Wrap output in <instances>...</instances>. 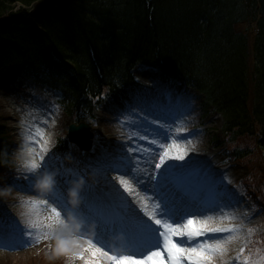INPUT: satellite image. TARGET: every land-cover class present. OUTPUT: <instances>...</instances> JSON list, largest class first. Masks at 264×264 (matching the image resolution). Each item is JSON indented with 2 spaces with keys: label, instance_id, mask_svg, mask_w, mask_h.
Masks as SVG:
<instances>
[{
  "label": "trees",
  "instance_id": "1",
  "mask_svg": "<svg viewBox=\"0 0 264 264\" xmlns=\"http://www.w3.org/2000/svg\"><path fill=\"white\" fill-rule=\"evenodd\" d=\"M37 1L0 0V64L13 57L43 61L51 52L66 62L73 73L72 77L63 78L72 86L64 88L70 94L67 109L78 121L85 120V111L91 101L99 99L101 88L122 84L138 61L176 65L175 73L196 79L200 75L210 90L225 88L219 106L239 115L244 113L248 84L254 81L264 115V0H257L261 19L260 33L254 40L255 79L246 77L247 65L243 60L248 39L230 32L227 40L213 30L214 15L210 13L224 15L233 25L252 16L256 7L253 0H82L81 13L76 9L70 18L44 2L38 11L43 19L12 28L9 23H14V16L24 15L11 14L14 5L29 7ZM60 3L72 8L70 0ZM50 79L61 83L52 76ZM73 94L76 98L72 101ZM236 118L245 120L243 116ZM256 130L255 124L249 134L247 130L241 134L253 137L264 150V127L259 124ZM4 144L5 133L0 128V173L9 163L4 156Z\"/></svg>",
  "mask_w": 264,
  "mask_h": 264
},
{
  "label": "snow or ice",
  "instance_id": "2",
  "mask_svg": "<svg viewBox=\"0 0 264 264\" xmlns=\"http://www.w3.org/2000/svg\"><path fill=\"white\" fill-rule=\"evenodd\" d=\"M150 116H152V113L145 108H140L139 112L133 108L125 120L121 121L122 125L127 124L132 127L133 131L127 139L135 146L128 147L127 151H124L122 146L120 152L112 156L105 165V171H115L119 174L115 178L116 182L119 183L124 192L136 198L148 220L154 221L155 225L159 227H153L131 207L132 202L123 195L119 188H116V184L111 177H107V179L115 189V211L107 214L91 215L82 214V205L69 208L67 197L64 195L68 182L62 178L60 173H57L55 179L51 176H44L40 180V187L45 193L44 199L39 201L29 199L25 202L31 207L43 206L49 209L48 216L41 218L39 221L30 219L26 228H20L16 221L9 218L8 231L0 228V247L9 249L23 247L33 241L34 232L42 233V235L36 237L38 242L41 238H47L48 231H61L69 240L73 237L81 240L87 239L88 248L85 251L95 249L92 252L93 257H96L98 253H102L104 256H108L109 260L114 261L115 264H140L139 260L133 259L135 253L131 250L139 244H151L153 248L159 249V241L163 238L168 257L167 261L162 262V264H184L185 260L190 261L191 264H215L216 259L225 253V245L234 237L232 235L225 237L213 236L204 241H197L196 238L204 236L205 233H235L241 230L242 225L212 227L205 221L199 227L193 228L192 219H188L186 223H181L184 214L177 210L168 187L172 166L166 164V160L170 158L171 149L173 148L177 149L176 159L183 160L187 155V148H181L179 145V141L188 139L187 136L181 135L186 129L179 126L173 129L171 125L160 124L159 117L149 119ZM43 123H46V121ZM43 135V131L37 126L35 136L42 139ZM188 135L190 136L192 133ZM133 137L136 139L134 140ZM29 139L31 140L33 137H29ZM169 140L171 143H167ZM138 141H147V145L138 143ZM188 142L191 143V141ZM40 151L42 153L47 152V141L41 145ZM134 153L140 155H131ZM157 159L158 162H156ZM40 160H45L44 155H40ZM142 163L146 167H142ZM153 163H155L154 168L152 167ZM23 167L26 172L14 178L11 183L20 190L30 191L37 178L40 177L41 172L46 169V165L32 159ZM47 170L50 171L51 169ZM76 178L77 174L73 172L68 179L75 180ZM88 187L87 178L85 177L84 186L74 188L72 195L83 200L85 189ZM140 190L143 191V196ZM235 195V193L225 191L221 196V200L224 202L217 204L216 210L224 212V209L238 205V200L233 203ZM149 202H151V207ZM68 212H71L80 222L70 223L66 215ZM222 218L236 219L238 217L235 213L231 215L225 213ZM45 220L47 223L44 222ZM2 223L3 217L0 216V225ZM90 224L93 225L94 236L88 239L85 234L89 231ZM117 226L129 232L128 238L120 241L121 243H127V249H125L127 254L124 255L116 254V249L110 247L108 242V235L110 232L118 230ZM65 230L67 231L65 232ZM252 232L253 229H248L249 234ZM153 240H155V243H152ZM243 251L244 248H241L240 252ZM110 253L112 254L110 255ZM151 255H159V251L152 252ZM78 258L84 259V256L81 254ZM261 259H264V257H261ZM244 264H248L247 258H245Z\"/></svg>",
  "mask_w": 264,
  "mask_h": 264
},
{
  "label": "rangeland",
  "instance_id": "3",
  "mask_svg": "<svg viewBox=\"0 0 264 264\" xmlns=\"http://www.w3.org/2000/svg\"><path fill=\"white\" fill-rule=\"evenodd\" d=\"M142 71L141 68H139V73ZM136 73V72H134ZM150 74V80H145L144 84L146 83L148 85H150L155 79H157V77L155 76V74L153 72H149ZM136 77V76H135ZM19 87L10 90L8 92H4L0 90V107H3V111L10 113V111L12 109L7 108L6 106H8L11 103H15V99H16V95L19 98H24V94L26 92V88H24V86ZM32 103L35 105L33 106L32 110H33V118L31 120V122L24 127V129L20 132V139L22 140V149H26L28 148V150L26 149L25 152L21 155V158H19L21 167H22V173L26 172V169L23 167V165H25L28 161L32 160V159H36V161L38 163H44V161L40 160V155H42L43 153L40 151L41 146L36 145V142H38L39 138L38 136H35V131L33 130H29V132L27 133V128L30 126H33V124L35 126H38L40 130H42L43 132L45 131V127L46 125L50 122V120L52 119L51 116L53 115H58L60 117L61 120H63V123L61 124V129L60 132L62 133V136L65 135V119L66 116L65 114H62V112L56 107L53 106V101L50 99V97L41 94L39 92V90L34 91L33 95H32ZM2 111V112H3ZM1 113V111H0ZM125 117L128 116V113H126L124 115ZM109 116L106 117L105 113L99 109L96 112V116L93 118L92 124L94 129L98 132V134H104L105 136H108L109 134H113V131L111 128H109ZM46 123H43L45 122ZM13 125V124H12ZM34 127V126H33ZM37 129V127H35ZM130 133L128 134H123L120 135V140L124 141V151H127L128 147L133 146L134 144H132L131 141H129L127 139V137L129 136ZM28 137H33V139H28V142L25 140ZM133 139L135 140L136 138L133 137ZM138 142H142V143H147V141H138ZM43 145V144H42ZM107 149V148H106ZM104 150V152H106L107 150ZM92 156L90 155H85L82 156V162L84 164H86V161L91 159ZM167 161V160H166ZM175 163L176 164H181V160L180 159H171L167 162L168 165H172ZM45 164V163H44ZM46 165V164H45ZM89 167L91 168L90 171L92 173V175L94 177H97L100 182L101 185L103 184V181L108 180L107 177H117L118 174H110L107 173L103 170H101L99 167H94L90 164H88ZM241 170H243V174L240 177H245L248 174V171L245 167H241L239 168ZM43 174L41 172L40 177L37 178L36 182L34 183V185H36L37 183H40V180L43 178ZM113 182H116L113 181ZM116 188H119L120 191L123 192V195L125 197H127V199L129 197H133L128 195L127 192H124L123 188L120 187L119 183H116ZM114 193H115V189L114 188H110ZM31 191L28 190H20L17 187H14L12 184L10 186H6L2 189V191L0 192V197L2 198V200H0V208L2 210H4V212L7 214L8 212H11L9 217L16 221L19 224L20 228H26L28 221L31 220H35V221H39L41 218L47 217L48 214H42V212L39 210V208L36 207H31L29 205H27L25 202L28 201L29 199H36V197H34L33 195H31L30 193ZM141 195L143 196L144 193L141 192ZM149 195H151V193H149ZM132 204L131 207L140 215V212L142 210V206L140 205V203L136 200V198H133L131 200ZM245 207L241 209L242 210V215L239 216V221L234 223H230V225H242V228L240 231L235 232V233H205L204 236H208V237H225L228 235H232L234 238L232 240H230L226 245V251L223 254V256L218 257L215 261V264H237L238 260L241 258V255L246 253V248L248 245H255L257 238L259 236V232L257 230H253V232L251 234L248 233V229L251 226H256L258 227L259 222L258 220L255 219L256 214H254L253 216L249 215V212L252 209L251 205L249 203H244ZM264 206V203H261L259 205V208ZM264 213V211H262V214ZM146 219V218H145ZM207 222V224L209 226L212 227H217V226H225V223L227 221L226 218H222L220 219V224L216 225V221L215 218L213 217L212 219L205 220ZM203 221V222H205ZM256 221V222H255ZM45 223H47V221H44ZM202 222V223H203ZM202 223H200L198 226L195 227H199ZM193 227V228H195ZM47 231V230H44ZM67 230H65L66 232ZM42 235V233H34L33 238L38 237ZM37 242V240H36ZM37 244L39 245L38 247H36V249H34L33 251L29 252V250H31L34 246L32 243V246L28 249L26 248L28 246L25 245L23 246V250L22 251H17V249H13V253H2L0 252V254H4V255H0V263H7L8 261H10L12 264H19V262H22L23 259H25L28 255L32 254L33 257L39 261L41 259H45V262H47L48 264H61L64 261H66V256L64 255V253H60L58 256L57 254H54V257L50 256L49 254H45V248L41 249L43 246L46 247V251L48 253H50L51 251H53L55 248H69V246H75V245H80V244H87V239L84 240H79L76 241L75 237L71 238L70 240L66 237V235L64 234V232L61 231H56V232H52V231H48L47 232V238H41L39 239V241L37 242ZM19 248V247H17ZM35 248V247H34ZM244 248V251L241 253L240 249ZM41 249V250H40ZM167 249V248H166ZM38 251H40L41 253H37ZM166 253L160 254L159 256L161 258L158 259V257L153 260V262L151 264H162V262L167 261V257H168V252L167 250L165 251ZM239 254V255H238ZM57 258V259H56ZM112 262V264H115L114 261H110ZM110 262H105V264H109ZM72 263H74V260H72ZM85 264H98L96 262H94V260L92 259H87ZM150 264V261H149Z\"/></svg>",
  "mask_w": 264,
  "mask_h": 264
},
{
  "label": "water",
  "instance_id": "4",
  "mask_svg": "<svg viewBox=\"0 0 264 264\" xmlns=\"http://www.w3.org/2000/svg\"><path fill=\"white\" fill-rule=\"evenodd\" d=\"M68 136L69 141L77 144L80 147L88 146V139L91 137L87 128L82 124L77 127L70 126Z\"/></svg>",
  "mask_w": 264,
  "mask_h": 264
},
{
  "label": "bare ground",
  "instance_id": "5",
  "mask_svg": "<svg viewBox=\"0 0 264 264\" xmlns=\"http://www.w3.org/2000/svg\"><path fill=\"white\" fill-rule=\"evenodd\" d=\"M213 163H215V162L213 161ZM190 166H191V164H188L187 162H185V163H183V165L180 168H188ZM176 168L178 169L179 167H176ZM232 173H233V175H237L238 172L237 171H232ZM222 213L223 212H221L219 210H215V214L217 215V217H220L222 215Z\"/></svg>",
  "mask_w": 264,
  "mask_h": 264
}]
</instances>
